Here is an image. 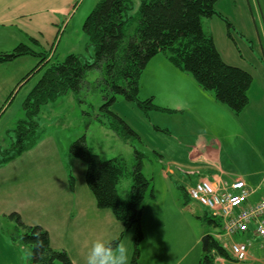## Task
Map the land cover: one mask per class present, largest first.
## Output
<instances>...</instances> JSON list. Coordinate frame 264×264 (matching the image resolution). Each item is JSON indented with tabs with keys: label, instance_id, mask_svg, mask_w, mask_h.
Listing matches in <instances>:
<instances>
[{
	"label": "rangeland",
	"instance_id": "rangeland-1",
	"mask_svg": "<svg viewBox=\"0 0 264 264\" xmlns=\"http://www.w3.org/2000/svg\"><path fill=\"white\" fill-rule=\"evenodd\" d=\"M99 1L80 0L79 3H71V7H68L62 20L57 24L60 26L57 34L52 40L49 39V34H46V41L42 46L35 41L29 42L18 30L1 27L3 41L0 40V47H4V42L8 46L11 41L22 40L24 42H20L39 52L40 57L45 54L48 59L51 58L50 63L62 62L70 54L81 56L82 61L91 63L94 50L83 26ZM135 2L136 11L140 2L137 0ZM216 10L222 12L232 26L229 27L226 21L218 18L215 19L219 22L206 18L202 21L204 31L213 36L226 64L240 67L251 74L255 80L254 88L259 90V93L254 91L253 95L264 100V89L259 88L260 82H264V66H259L261 61L264 65V57L261 42H258V38L264 40V0H220ZM130 25L128 31L134 34L137 20ZM161 55L164 56V53ZM36 56L24 55L15 63L0 65V153L11 147V136L16 133L13 131L20 120L25 119L23 105L26 97L44 75L42 74L44 71L37 72L35 78L27 85L21 89L19 86L16 87L24 76L39 64L40 57ZM171 65L177 69L176 75H163L165 79L160 83L163 87L158 88L160 84L152 83L149 76L145 79L142 75L139 80V98L143 101L155 93L157 97L154 103L160 108H165L164 111L162 109L159 112L150 111L145 115L137 104L126 101L120 95L110 107L115 116L122 118L134 130V135H129L128 138L119 136L109 127L114 117L106 115L108 112L103 108L107 94L96 85L100 78V72L97 70L88 71L87 81L91 85L82 89L78 95L70 91L56 102L42 107L38 116L44 136L42 142L33 150L8 163L5 170H0V264H32L31 250L21 237L24 229L10 218L13 213H19L26 225L41 226L51 236L54 234L55 240L51 238L53 248L66 252L70 250L75 264H85L88 246L99 235L109 242L120 239L127 246L129 254L134 251L135 226L131 230L122 228V225L113 218L110 209L102 211L106 213L101 214L106 225L101 228V232L100 227H96V232L92 235L97 236L88 242L87 238L86 243L81 244V238L76 242L69 241L54 233L59 232L60 227L64 231V224L60 221L62 214L55 216L62 198L60 193L45 189L61 188L62 172L66 170L67 164L69 171L75 176V186L78 187L75 190L79 191V197L85 200L86 193L93 197L86 184L85 164L71 159L68 153L72 142L83 136L91 152L98 154L102 160L121 155L131 170L142 162V172L151 181V188L144 200L145 210L140 225L143 234L146 233L144 237L146 242L151 241L152 237L162 238L166 240L170 250L178 251L181 248L190 249L199 241L198 252L204 254V236L215 234L217 230L199 218L204 216L207 209L191 199L189 201L182 188L187 191L200 180L198 178L208 176L211 172L207 173L202 169L189 170L188 167H196L189 155L192 145L195 146L198 140L208 141L205 146L200 144L197 145L199 147L197 150L193 149L200 154L216 147L217 142L213 140L217 137L216 126L218 122H221L219 125L227 123L229 126L222 130L230 138L223 141L231 142L237 156L246 155L249 159H254L258 157V150L260 154L262 153L261 146L264 144V113L252 111L234 115L227 107L218 104V110L223 113L215 115L217 110L214 112V94L199 88L191 74L176 68L172 62ZM156 67L155 63L148 69L154 72ZM11 77L13 79L7 82ZM155 77L158 78V75ZM171 79L174 80V85L170 86ZM199 94L204 96L200 99L207 104L204 110L196 111L184 105L182 111H171L178 103H185L184 100L193 103ZM100 120L105 125H102ZM244 123L248 124L246 130ZM7 127H10V130H6ZM169 162L180 165L172 167L169 166ZM231 163L232 160L228 164ZM179 166L185 167L186 170ZM167 168L173 171L169 179L164 175ZM132 186L131 176L119 182L118 190L123 200L131 197ZM76 215L71 213L69 220L75 221ZM70 224L68 227L73 228L74 226ZM243 240L245 238L236 236L233 241ZM226 261L228 264V259ZM229 261L230 264H244Z\"/></svg>",
	"mask_w": 264,
	"mask_h": 264
},
{
	"label": "trees",
	"instance_id": "trees-1",
	"mask_svg": "<svg viewBox=\"0 0 264 264\" xmlns=\"http://www.w3.org/2000/svg\"><path fill=\"white\" fill-rule=\"evenodd\" d=\"M220 0H100L91 11L84 23V30L93 47L92 62H84L81 56L70 54L62 62L50 63L47 55L33 51L24 43L11 52L0 53L1 62H11L24 55H37L39 64L29 72L24 81L31 82L37 72L44 74L35 83V87L27 95L23 105L25 119L20 120L11 136L12 145L0 153V168L17 157L33 150L42 142L44 136L38 116L42 107L56 102L62 95L70 91L77 95L91 84L87 81L88 71L97 70L100 78L97 86L106 92L107 101L103 108L106 115L114 117L109 124L119 136L128 138L134 135L132 127L119 116H115L110 107L117 96L137 104L145 115L150 111L161 109L154 103L153 97L141 100L140 78L148 64L159 54L184 70L196 79L202 90L210 91L217 101L226 106L235 115H240L249 105V92L253 77L242 68L226 64L219 53L217 44L211 34L203 29V19L219 18L232 24L216 10ZM137 20L134 34L129 33L131 23ZM102 125H105L101 121ZM69 157L86 166V184L89 186L97 206L111 210L113 216L126 230L136 229V243L131 264H138L139 246L144 234L140 228L145 210L144 200L151 188V181L142 172V162L131 170L123 156L102 160L98 154L91 152L85 136L72 142ZM68 185L75 189V176L69 171ZM133 180L131 197L123 200L119 194V182L130 177ZM190 201L188 191L182 188ZM200 216L209 226L220 231L221 220L205 211ZM10 218L20 224L24 231L22 240L31 250L32 264H73L69 254L64 250L53 248L50 234L41 226H28L22 222L19 213H13ZM207 249L201 257L200 264H215L216 258L229 259L228 251L222 248L220 242L209 236ZM121 242L120 239L110 243Z\"/></svg>",
	"mask_w": 264,
	"mask_h": 264
},
{
	"label": "crops",
	"instance_id": "crops-1",
	"mask_svg": "<svg viewBox=\"0 0 264 264\" xmlns=\"http://www.w3.org/2000/svg\"><path fill=\"white\" fill-rule=\"evenodd\" d=\"M77 2L79 3L80 0H70L69 2L67 0H0V33H2V36H0V40L3 41V31H1V27H2V29L18 30L20 32L19 34L24 35L28 39L29 42L35 41L38 45L42 46V44H45L46 34H49L50 40L54 38V36L57 34V32L60 29V26L57 24L59 23L60 20H62L63 14L66 13V10L71 7L70 5L71 3L76 4ZM215 18L216 17L212 18L211 20H214L215 22H219L218 21L219 18L218 19H215ZM20 41L19 40L11 41V43L8 44V46L4 42V47H0V53L11 52L14 48L22 44V42H24V41L22 42ZM258 42H261L262 54L264 57V40L261 38H258ZM47 44L50 45V42L47 41ZM260 52H261V49H260ZM25 56H31V55H25ZM20 58H23V57L14 59L11 62H1L0 65L15 63ZM155 63L157 64V67L154 69L155 71L152 72V70L148 68L154 65ZM37 65L38 64H36V66ZM259 66L260 67L264 66L263 61H261V65ZM34 69L35 68H33L32 70ZM145 70L146 71L143 73V76L145 77V79L146 77L149 76L150 80L154 84H157V83L160 84L161 81H164L165 78L163 77V75H166V74L167 76L169 74L176 75V72H177L176 71L177 69H174L172 65L170 66V61L161 54L156 56L148 64V67ZM155 75H158V78H156ZM13 77L15 76L13 75ZM13 77L9 79L5 78V79H7V82H8L9 80L13 79ZM25 77L26 76H24V78ZM24 78L16 85L17 88L19 86L20 87L19 89H21V87H24L25 85L29 83V82L27 83L26 81H24ZM254 82L255 80L253 81L251 90L249 92L250 103L243 110L242 112L243 114L247 112H252V111L264 113V108H263L264 105H261L264 103V100H261L259 97L256 98L253 95L254 91L259 93V90H257V88H254L255 87ZM169 85L170 86L174 85V80L171 79V82H169ZM160 87H163V86L160 84L158 88ZM259 88L261 90L264 89L263 81L260 82ZM151 97H153V99L155 100L157 95L153 93ZM202 97L204 96L200 94L199 96L196 95V99L195 101H193V103L187 102L184 100L185 103L183 104L182 102L178 103L177 106H175L174 108H171V111L172 110L182 111L184 108V105H187V107L192 108L196 111L204 110L207 104H204L203 101L200 99ZM214 97L215 96L213 95V98ZM213 101H214V112L217 110V113H215V115L223 113L218 110L219 108L218 104H221L222 106L224 105L220 103L219 101H217L216 98H214ZM228 110L230 111V109ZM251 120L254 123L253 118ZM219 123L221 122H218V125L216 126L217 137L213 139L214 141L217 142L216 147L209 148L207 152H205L204 154H200L199 151H196L197 148H199L197 145L202 144L203 146H205L208 143V141L198 140L195 143V146L194 144L192 145V149L189 153L190 159L193 160V163L196 165V167H188V168L189 170H199V169L201 170L202 169V170L207 171V173L211 172V174H209L208 176L205 175L198 179H207V180H212L215 182L226 183L228 185L236 179H242V180L244 179L245 182L247 183V186L251 190H253V194L249 197V201L252 204H256V202L264 198V144L261 146L262 153L260 154L258 150V153H257L258 157H254V159L253 158L249 159L246 155H244V157L237 156V154L234 152L232 148L231 142H228V143L225 142V140H227V138H230V136L228 137L222 129L227 128L229 124L222 123L225 125H219ZM244 127L246 130L248 128V124L244 123ZM13 128L15 127L13 126ZM6 130H10V127H7ZM223 139L225 140L223 141ZM253 148L256 149V147H253ZM193 149H196V150L194 151ZM231 160L233 161V163L229 165L228 163ZM235 162H236V165H235ZM175 163L176 162H169V166L175 167L177 165H180V164L176 165ZM179 168L186 170L185 167L183 166H179ZM0 170H5V168H0ZM172 173L173 171H171L169 168L164 170V175L168 179L170 177V174ZM62 175L63 176H62V182L60 183V187H61L60 189L58 190L55 188L50 189L49 187L45 189V190H50V191L52 190L53 192H56V193H60L61 194L60 197L62 198L61 199L62 202L59 203L60 206H58V209L55 212V216H57V214L59 213L62 214L60 221H62L64 224V231L61 230L62 227H60V231L59 232L54 231V233L58 237L69 240V241L71 240V241L76 242L77 240L81 238V244L86 243L85 240L87 238H88L87 240L88 242L90 241L92 237L97 236V235H92L93 232H96V227H100V232H101V228H103L106 225V223L101 217V214L106 213L102 211H108V210L99 208L97 206L95 197H90V195H88V193L86 192H85L86 199L84 200L80 198L79 191L75 190L78 187H75L74 189L75 191L71 190L70 186L68 185L69 175L67 173V168L65 171L62 172ZM66 179H67V182H66ZM65 183L66 185H64ZM65 191L66 193H64ZM71 213H74V215L77 214L75 217V221L69 220L71 218L69 217ZM105 215L108 216V214H105ZM113 218L115 217L113 216ZM71 221L72 223L70 224ZM116 221L118 222L117 219ZM69 224L74 227L73 228L68 227ZM145 235L146 233L144 234V237ZM110 236L112 237L113 235L110 234ZM236 236H241V235H236ZM236 236H234L233 240H235ZM241 237L245 238V236H241ZM51 238L55 240V235L53 234L51 236L50 234V239ZM97 238H101V236L99 235L97 236ZM198 243L199 241H196V244L190 247V249L181 248L178 251H175L173 249L171 250L169 249V245L165 239H162V238L158 239L156 237L155 238L152 237L151 241L146 242V240H144L140 244L139 246L140 255H139V259L137 263L138 264H200L203 253L198 252V249H197ZM133 250H134V247H133ZM204 252H205V249H204ZM67 253L70 255L73 261V256L72 254H70V250H67ZM133 254L134 252H131L129 254L128 264H131ZM249 254H250V257H249L250 259L244 264H264V249L260 248V246L258 245V240L254 241V243L251 245ZM84 263H85V260H84ZM73 264H75L74 261H73ZM215 264H227V261L226 259L216 258ZM228 264H230L229 260H228Z\"/></svg>",
	"mask_w": 264,
	"mask_h": 264
},
{
	"label": "built area",
	"instance_id": "built-area-1",
	"mask_svg": "<svg viewBox=\"0 0 264 264\" xmlns=\"http://www.w3.org/2000/svg\"><path fill=\"white\" fill-rule=\"evenodd\" d=\"M190 198L205 207L221 220V238L235 261L247 262L250 247L258 240L264 249V198L252 204L249 197L253 194L245 180L236 179L229 185L207 179H200L188 189ZM236 235L245 236V240L234 242Z\"/></svg>",
	"mask_w": 264,
	"mask_h": 264
},
{
	"label": "clouds",
	"instance_id": "clouds-1",
	"mask_svg": "<svg viewBox=\"0 0 264 264\" xmlns=\"http://www.w3.org/2000/svg\"><path fill=\"white\" fill-rule=\"evenodd\" d=\"M128 258L129 251L125 243L113 245L102 238H97L87 249L85 264H128Z\"/></svg>",
	"mask_w": 264,
	"mask_h": 264
},
{
	"label": "water",
	"instance_id": "water-1",
	"mask_svg": "<svg viewBox=\"0 0 264 264\" xmlns=\"http://www.w3.org/2000/svg\"><path fill=\"white\" fill-rule=\"evenodd\" d=\"M208 241H209V236L208 235L204 236V238H203V249H205V250L207 249L206 247H207Z\"/></svg>",
	"mask_w": 264,
	"mask_h": 264
}]
</instances>
